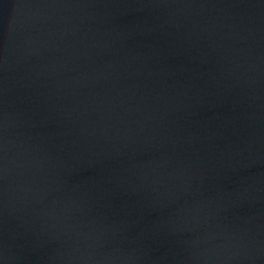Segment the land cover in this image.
I'll list each match as a JSON object with an SVG mask.
<instances>
[{
  "label": "water",
  "instance_id": "95a60500",
  "mask_svg": "<svg viewBox=\"0 0 264 264\" xmlns=\"http://www.w3.org/2000/svg\"><path fill=\"white\" fill-rule=\"evenodd\" d=\"M0 264H264V0H0Z\"/></svg>",
  "mask_w": 264,
  "mask_h": 264
}]
</instances>
